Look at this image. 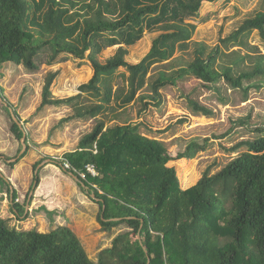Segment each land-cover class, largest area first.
Returning a JSON list of instances; mask_svg holds the SVG:
<instances>
[{"label": "trees", "instance_id": "trees-1", "mask_svg": "<svg viewBox=\"0 0 264 264\" xmlns=\"http://www.w3.org/2000/svg\"><path fill=\"white\" fill-rule=\"evenodd\" d=\"M216 1L0 0V65L12 62L33 72L38 69L35 58L45 51L49 52L47 65L61 55L86 59L93 76L78 87L74 97L52 96L57 72L44 78L39 110L72 106L85 94L95 100L79 104L63 122L96 119L113 100L120 101L119 107L146 98L158 104L160 89L175 86L186 76L208 89L221 80L241 89L244 82L264 78V54L248 43L256 31L264 44V11L251 14L208 53V47L195 43L194 60L187 68L171 76L160 74L147 83L151 95L136 97L147 85L153 65L168 61L177 45L187 47L195 26L185 24L184 19L195 16L202 3ZM155 28L162 33L150 51L140 62L128 64L126 47L139 41L145 30ZM114 46V55L100 62L102 50ZM231 48L239 50L225 54ZM241 50L245 55H239ZM225 57L234 59L223 63ZM218 60L222 61L219 69ZM119 69L127 73L123 75L126 89L117 91L121 94L113 93L110 86ZM189 105L197 115H212L197 102L190 100ZM11 132L17 139L23 136L13 120ZM205 142H191L172 157L163 142L140 133L138 125L105 126L96 119L77 148L62 156L60 167L65 169L67 163L66 172L99 206L102 230L121 226L128 230L117 234L93 262L68 228L47 233L17 231L0 218V264H264V136L240 141L231 151L245 148L244 152L216 174L204 172L186 189L195 182V173L186 164L206 150ZM172 161H178L182 188L175 169L168 167ZM88 166L96 176L87 171ZM11 197L12 211L19 216L24 208L14 203V191Z\"/></svg>", "mask_w": 264, "mask_h": 264}, {"label": "rangeland", "instance_id": "rangeland-1", "mask_svg": "<svg viewBox=\"0 0 264 264\" xmlns=\"http://www.w3.org/2000/svg\"><path fill=\"white\" fill-rule=\"evenodd\" d=\"M257 11H264V0L202 3L195 16L184 19L185 24L195 26L186 42L187 47L177 45L168 61L153 65L147 73L146 84L162 73L171 76L187 68L194 60L195 43L208 47V53ZM161 33L158 28L145 30L139 41L126 47V62H140ZM248 43L264 54V44L256 31L250 34ZM116 49L117 46L104 48L98 55L99 61L104 63ZM237 50L231 48L225 54ZM239 55H245V51L241 50ZM48 57V51L39 53L35 58L38 69L33 72L12 62L0 65V218L17 231L35 229L47 233L57 227L68 228L93 262H97L100 251L111 246L117 234L128 229L121 226L110 232L102 230L99 206L86 195L76 179L60 167V162L65 153L75 150L79 140L91 132L96 119L103 121L105 126L138 125L140 133L163 142L172 157L184 151L191 142L204 144L207 141L206 150L186 164V168L195 173V182L186 189L194 186L204 172L214 175L244 152L245 148L231 151L240 141H254L264 136V78L244 82L241 89L231 88L224 80L208 89L200 81L186 76L175 86L160 89L158 104L146 98L143 102L135 99L128 106L119 107L120 101L113 100L96 119L63 122L74 114L79 104L95 100L85 94L81 102L72 106L39 110L45 76L57 72L51 93L56 99H66L78 95V87L92 78L93 71L86 59L80 61L61 55L55 63L47 65ZM233 59L225 57L223 63ZM221 63L218 60L217 69ZM123 75L127 77L126 71L119 69L113 77L110 85L113 93L126 89ZM148 84L136 97L151 95ZM190 100L210 110L212 115L205 117L193 113ZM12 120L25 135L23 143L11 132ZM13 163L16 164L11 166ZM168 167L175 169L182 188L178 161L169 162ZM12 191L17 208H24L19 216L12 211Z\"/></svg>", "mask_w": 264, "mask_h": 264}, {"label": "built area", "instance_id": "built-area-1", "mask_svg": "<svg viewBox=\"0 0 264 264\" xmlns=\"http://www.w3.org/2000/svg\"><path fill=\"white\" fill-rule=\"evenodd\" d=\"M64 168L65 169H69V165L67 163L64 164ZM87 171L92 175V176H96V173L94 172L93 168L91 166L87 167Z\"/></svg>", "mask_w": 264, "mask_h": 264}, {"label": "water", "instance_id": "water-1", "mask_svg": "<svg viewBox=\"0 0 264 264\" xmlns=\"http://www.w3.org/2000/svg\"><path fill=\"white\" fill-rule=\"evenodd\" d=\"M12 117H13L14 121H16L13 115H12ZM24 139H25V135L23 134V136H22V138H21V142H22V143L24 142ZM23 145H24V144H23ZM23 147H24V146H23ZM24 149H25V147H24Z\"/></svg>", "mask_w": 264, "mask_h": 264}]
</instances>
